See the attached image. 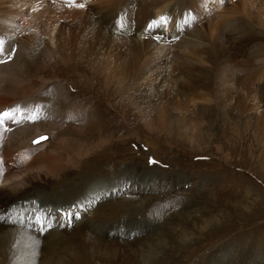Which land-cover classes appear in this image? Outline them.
I'll use <instances>...</instances> for the list:
<instances>
[{"label": "bare ground", "instance_id": "6f19581e", "mask_svg": "<svg viewBox=\"0 0 264 264\" xmlns=\"http://www.w3.org/2000/svg\"><path fill=\"white\" fill-rule=\"evenodd\" d=\"M210 1L213 3H209ZM164 2L168 4L165 7H163ZM189 3L194 2L192 0L168 2L165 0H0V49H2L0 51V113H4V110L11 105L21 102H35L40 108L50 106L54 109L66 110L64 107L67 106V102L63 101L64 98L54 100L50 80L61 78L70 81L65 73L78 76V73L83 72L81 66L85 62L89 70L101 76L105 86L101 87L94 78L89 77L84 81L83 86L72 84L75 90L73 93H81L80 96H86L88 93L92 96L95 109H102L104 105L100 100L99 90L104 93L118 91L120 96L133 105L134 121L139 122L143 119L148 120L146 123L161 122V127L146 125L145 131L149 134L153 135V132H158L159 128L170 137L172 133L168 128L173 127L174 130H181L185 135H187L186 130L192 128L195 135H199V124L211 125L215 120L242 123L246 128L250 118L253 119L251 117L253 114L259 124L260 137L264 138V96L261 95L262 89L264 90V0H241L237 3L235 0H199V3L192 8V13H187ZM225 3L229 4L227 6L232 10L226 11L225 8L224 11ZM172 5H175L173 10L170 9ZM204 11L209 12L208 16L211 18L206 22L203 20L199 32L197 29L195 34L190 35L188 31L192 28L191 15L199 17ZM237 11V16L241 14L239 11H242L243 17L240 16L248 23H244L246 21H241L242 19L239 20L241 22L232 20V14ZM150 19L154 24L153 34H150L146 27L144 28ZM218 23H220L219 29ZM131 24L135 25V30L130 29ZM18 46L21 49L13 53L14 48ZM49 53L52 62H57L56 64L60 66L55 68L56 65L51 67L44 65L42 70H36L41 57H44L46 62L49 60L47 56ZM10 54L12 58H16L15 62H1ZM170 54L173 59L168 67L169 74L166 73L168 78H162L160 89L151 87L150 82L157 83L162 77L163 73L160 74V71L165 65L164 59ZM227 60L233 66L230 75L223 66L224 61ZM53 68L56 69L57 76L51 77L48 71ZM143 68H147L149 72L151 70L153 78L144 80L140 86L138 84L131 86L134 80L137 79V83L139 82L136 75H139ZM219 71H222L223 75L215 80L214 78L219 77ZM210 79H214V83ZM113 83L118 86H110ZM238 86L242 88L239 89ZM37 94L44 95L45 98L41 99ZM236 108L239 113L238 122L226 119L228 111ZM28 112L24 113L27 115L17 118L15 115L4 117L2 126L16 128L18 124H23L13 132L19 136H29V139L42 134L35 130L37 127L39 129L43 127L40 130L52 131L53 135L58 131L57 128L55 130L51 127L47 128L51 112L48 115L42 114L39 109L33 113L31 109L30 114ZM148 114L157 118L151 120ZM16 121H25L32 126L27 128L24 122ZM195 135L191 140L184 142L193 147L197 143L201 144L203 139L200 137L201 141L197 142ZM173 138L175 139L174 136ZM149 145L153 151H156L154 142L153 144L150 142ZM0 146L7 148L1 139ZM16 148V150L1 151L2 147H0V215L4 216L3 225L0 227L1 230H11L15 238L36 246L39 243V236L30 233L24 227L29 224L30 219L43 215L46 209L52 210V203L49 201L52 196L65 188V183L72 176L74 164L70 159V166L67 165L66 169H62L65 151L58 153L53 150L56 152L53 153L55 158L48 156L49 161H45L48 164L44 163L41 168H37L30 163L28 154L25 153L29 148L28 145L20 144ZM79 157L80 154H77L73 159L80 162ZM56 172L60 174L55 176ZM147 176V172L137 170L135 181L139 183L140 189L143 181H147ZM139 200L136 199L134 211L144 207L137 204L147 201L146 198ZM151 202L152 200H149L147 203ZM112 214L120 216L127 215V212L119 205L113 209ZM126 217L133 218L130 215L125 216V219ZM195 221L196 218L192 217L186 224L182 221L178 225L184 229V232L176 240L171 256L173 263L176 262L177 253L181 248L195 241V236L198 234L193 229ZM120 223L126 225L124 222ZM89 224L90 222L87 224L84 219L76 225L74 235L65 231L63 235L61 233L51 236L54 240L60 239L62 242L69 240L67 243L71 246H67L66 243L69 247L68 251L74 250L73 254L68 253L74 256L70 264H86L90 262L93 253L103 255L113 262L117 259L118 264H161L158 253L151 255L149 252V248L156 246L153 244V240L156 239L154 236L146 237L147 239L142 237V240L136 238L135 242L107 238L96 240L86 229ZM214 227L216 224L213 225ZM80 242H84V245L85 242H89L87 244L91 246L93 252L86 253L87 250L80 246L82 245ZM72 244L75 247H72ZM120 250H129L132 254L127 251L122 254ZM211 252L214 253L215 249H211ZM147 254L150 257L148 260H146Z\"/></svg>", "mask_w": 264, "mask_h": 264}, {"label": "rangeland", "instance_id": "374dc122", "mask_svg": "<svg viewBox=\"0 0 264 264\" xmlns=\"http://www.w3.org/2000/svg\"><path fill=\"white\" fill-rule=\"evenodd\" d=\"M192 1L194 3L187 5V13H192V8L199 3V0ZM239 1L241 2L235 0V3ZM165 5L168 4L164 2L163 7ZM224 5V11L225 8L226 11L232 10L227 6L229 4ZM173 7L175 5L170 9L173 10ZM206 12L201 13L199 17L191 15L192 28L188 31L190 35L195 34L197 29L199 32L203 20L206 22L211 18L208 16L209 12ZM236 14L238 11L232 14L234 22L244 20L242 11H239L242 17ZM166 19L169 20L168 17ZM151 20L144 28L153 34L155 31ZM134 26L131 24L130 29L135 30ZM219 26L220 23L217 25L218 29ZM19 48L15 47L13 53H17ZM12 54L5 56L1 62H15L16 58H12ZM47 56V62L41 57V64L37 65L36 70H42L44 65H56L55 68L60 66L57 62H52L50 53ZM172 59L171 54L165 57V65L160 71V74L163 73L162 77L157 83L150 82L151 87H162V78H168V67ZM227 62L224 61L223 66L230 75L233 66L229 60ZM83 63V72L78 73V76L65 73L70 81L61 78L50 80L54 100L64 98L63 101L67 102L64 107L66 110L50 106L40 108L35 102L15 103L4 110L8 116L15 115V118L27 115L24 114L27 111L30 114L31 109L32 113L37 109L42 114L48 115L51 112L47 128H57L58 131L53 135L52 131L40 130L43 127H37L35 130L42 133L38 137L46 136L47 139L34 144L37 136L29 139V136H19L13 132L23 124L14 128L2 126L0 122V139L7 146H0L1 151L13 150L20 144L28 145L25 153L28 154L30 163L37 168H41L44 163L48 164L45 162L49 161L48 156L54 159L55 151H65L66 155L60 156L64 159L62 169L70 166V159L74 165L72 176L67 184L65 183V188L49 201L52 203V210L46 209L43 215L30 219L29 224L24 227L39 236L38 245L34 246L28 241L15 238L11 230H1L0 227V264H70L74 256L68 253L73 254L74 250L68 251L71 246L67 243L69 240L65 241L59 237L63 243L51 236L61 233L63 235L65 231L74 235L76 225L84 219L87 224L90 222L86 229L96 240L107 238L135 242L136 238L142 240V237L154 236L157 240H152L156 246L149 248V252L151 255L158 253L161 264H264V138L260 137L259 124L254 115H251L253 119L250 118L246 128L242 123L215 120L211 125L199 124V135H195L192 128H188L185 135L173 127L168 128L172 133L170 137L159 128L158 132H153L152 135L145 131L146 125L156 128L161 127V122L146 123L148 120L143 119L134 121L133 105L120 96L118 91L104 93L99 90L104 109H95L92 96L88 93L86 96L73 93L75 90L72 84L83 86L89 77L94 78L101 87L105 86L101 76L93 73L87 64ZM55 68L48 71L51 77L57 76ZM152 75L151 70L149 72L147 68H143L139 75H136L139 82L137 83L134 77L136 80L131 86L142 85L144 80L152 79ZM218 75L215 80L222 77V71H219ZM214 79L210 81L214 83ZM110 86L118 85L113 83ZM262 92L261 95L264 96L263 89ZM37 96L45 98L41 94ZM237 115L239 113L236 108L228 111L225 118L238 122ZM148 117L151 120L157 118L149 114ZM23 122L27 128L32 126L31 123ZM193 135L196 136L197 142L201 141V138L203 142H196L197 145L194 143L195 147L184 142L191 140ZM150 142H154L156 151L151 149ZM77 154H80V162L73 159ZM53 163L55 165V162ZM137 170L148 174V179L143 181L141 189L135 181ZM56 173L55 176L60 174ZM142 198L147 201L137 205L144 207L134 211L136 199ZM149 200L152 202L147 203ZM119 205L133 218L125 219L126 214H112L113 209ZM192 217L196 218L193 226L198 233L196 239L181 248L177 253L176 262L173 263L171 256L176 240L184 232L178 225L182 221L186 224ZM3 219L4 216L0 215V226L3 225ZM120 222L126 225H121ZM214 224L216 227L213 228ZM85 243L84 245V242H80V246L87 250L86 253H92L93 249L87 244L89 242ZM211 249H215V252H211ZM120 251L122 254L125 251L132 254L129 250ZM149 258L147 254L146 260ZM87 263L118 264L117 259L113 262L96 253L91 254L90 262Z\"/></svg>", "mask_w": 264, "mask_h": 264}, {"label": "snow or ice", "instance_id": "6c2138e0", "mask_svg": "<svg viewBox=\"0 0 264 264\" xmlns=\"http://www.w3.org/2000/svg\"><path fill=\"white\" fill-rule=\"evenodd\" d=\"M81 7H83V5H81ZM0 51H2V49H0ZM9 114L7 112L5 113H0V122H2L4 117H7ZM17 123H19V121H16ZM47 139V137H40L37 140L33 141V143L35 144H39L41 143L43 140ZM152 163H155V161H152Z\"/></svg>", "mask_w": 264, "mask_h": 264}, {"label": "water", "instance_id": "95a60500", "mask_svg": "<svg viewBox=\"0 0 264 264\" xmlns=\"http://www.w3.org/2000/svg\"><path fill=\"white\" fill-rule=\"evenodd\" d=\"M41 137H46V136H41ZM38 138H40V137H38ZM38 138H36L35 140H37ZM35 140H34V141H35ZM34 144H35V143H34Z\"/></svg>", "mask_w": 264, "mask_h": 264}]
</instances>
